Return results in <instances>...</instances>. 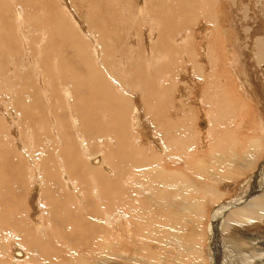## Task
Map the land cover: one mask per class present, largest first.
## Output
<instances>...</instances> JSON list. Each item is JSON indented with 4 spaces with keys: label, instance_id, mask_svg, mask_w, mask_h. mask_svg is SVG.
Instances as JSON below:
<instances>
[{
    "label": "bare ground",
    "instance_id": "obj_1",
    "mask_svg": "<svg viewBox=\"0 0 264 264\" xmlns=\"http://www.w3.org/2000/svg\"><path fill=\"white\" fill-rule=\"evenodd\" d=\"M7 1L11 2L7 3ZM52 1L0 0V21L2 23L8 22L10 15L19 20L24 13L17 9L19 6L22 7L21 5H32L36 8L38 5H46L48 10L45 12V7L42 9L44 11L42 14L49 15L48 18H52L55 22L50 28L47 27L49 34L46 35L48 36L46 49L57 53L52 65H50L48 56L43 62L44 66L40 65L39 57L33 63L35 74L39 77L40 87H50V90L46 92L44 88H41L42 92L37 91L38 89L34 86L37 82H32L29 85L32 90L31 93L29 92L30 103L20 100L17 105L15 104V112L24 117L25 124L31 133L29 134L30 143L33 148L35 147L34 135H32L34 125L38 124L40 128V124L45 123L50 132L56 135L55 138L47 135L46 139V146L51 147L49 151L52 152L46 155V161L52 164H48L51 167L49 168L46 161L42 162L43 160L41 163L44 164H40L33 157L26 159L34 168L27 167L24 182L23 173L21 175L17 171L19 166L15 165L17 160L22 161V158H25L23 154L14 151L18 156H15L13 160L2 157L6 162L15 161H11L14 165L8 163L3 167V170L10 171L9 174L0 175L2 212H0V233L3 239L6 242L9 240L14 247L13 257H11L14 261L8 264H26L29 259L31 262L35 259L38 264H58L55 257H58L61 251L66 254L69 252L70 255H75L77 252L78 256L70 257L71 259L69 258L66 262L60 260L62 263L59 264H119V260L126 261L128 264H134L135 261H142L144 264H159L162 259L166 260L169 257L168 252H162L160 258L157 256L154 258L153 251L149 250L152 243L165 250L179 249L176 256L179 260L174 262L177 258L169 259L170 264H206L205 253L207 260H211L212 264H264V244L252 241H264V237L261 236L264 233V186L258 188L254 184L255 174L260 165L262 170L260 178L263 179L258 182L264 181V167L262 166V163L264 164V77L257 67L254 79L248 77L249 74L245 72L248 70L245 67H249L246 63L248 57L243 52L244 50L241 52L243 60L234 59L229 54L227 49L230 50L232 43L229 40L228 29L225 27V17H223V6L224 9L227 8L226 4L222 0H139L138 4L133 0H119L122 1L127 14L139 9L137 18L134 16L135 18H131L128 24L122 22L125 24L123 29L133 31L130 46L125 43L124 47L130 50L132 54L130 58L134 61L126 62V71H131V74L127 72L123 74L130 75L127 77H131V84L142 80L148 83L145 89L146 94L143 95L145 97L143 109L145 108L149 122L153 124L152 127L150 122L151 128H154L155 132L154 137L148 134L151 142L147 147H154L156 150L153 155L149 156L148 151L147 155L140 154L141 149L136 148L135 145L140 138L137 131L143 130L139 120L136 122L138 130L134 131L133 136L130 134L135 125L133 121L136 120H130V102L111 87L105 78L106 75L104 76L105 72L95 67L91 56L77 49V45L83 47L81 42L86 38L83 41L77 38L76 30L74 31L70 26L71 23L53 10L56 6L49 10ZM11 3L12 9L10 8ZM258 11V16L264 17V4L259 5ZM70 18L69 20L73 22ZM23 20L25 16L21 20L22 25L18 26L19 32H22ZM200 20L208 26L209 44L208 46L207 44L202 45V55L198 58L197 45H194L195 41H193L198 39L194 36L196 33L193 30ZM105 21L107 22L108 18ZM95 22L98 23V20ZM31 24L36 29L35 22L32 21ZM98 24H95L96 29H100L105 37L112 35L111 29L109 31L107 29L111 28L110 26L104 30L106 25L101 27ZM42 30L45 31L44 28H41ZM87 30L89 31L88 28ZM149 30L151 34H148ZM142 31L145 32V36ZM13 34V32L8 33L6 41L10 42ZM98 39L94 38L96 56L106 51L105 43L104 46L101 45L104 38L101 42ZM257 43L258 40L255 43L258 65L263 67L264 48ZM23 44L25 47L29 45L26 35L23 36ZM117 44L121 46L120 41ZM209 45L211 51L209 50L208 55ZM237 45L242 46L241 43ZM223 49L225 73L221 74L220 71L223 70L220 69L217 72L215 69V60L219 62L217 55L221 56ZM166 56H169V59L165 61ZM182 66L186 67L185 73L195 83L196 92L193 102L197 103L200 108L205 106L207 108L203 110L206 112L205 116L197 120L200 126L207 130H205L206 136L204 135L206 138L200 140L203 142L198 141L196 148H194L190 133L183 132L177 124L179 119L175 116L178 111L182 112V106L178 107V102L181 104L183 98L186 100L190 97H181L184 88L181 86L178 92L175 86L177 78L182 84L179 73ZM116 71L113 73L115 76H117ZM259 71L261 80L258 78ZM44 74L49 76V81L43 78ZM227 74L237 81L236 87L242 93L244 103L238 106H236V97L230 96V91L226 93L228 83L231 84ZM235 80L233 82H236ZM254 80L259 82V86L255 85L256 87L251 88L250 84L256 83H253ZM165 81H167L165 87H160L159 85ZM42 98L47 102L46 112L42 108ZM91 98L95 101L94 110L93 105L79 103V101L87 102L89 99L91 102ZM78 104L81 107H78ZM249 104H255L254 108L261 111L257 113L258 123L256 125L258 126L251 125L248 117L241 114H247L252 107ZM7 109L8 107L5 106L4 110L7 111ZM215 111L218 112L217 117H223L219 124L215 123L216 119L211 120L212 117L210 118L211 112ZM6 117L9 120L8 116ZM22 125L26 126L23 123ZM14 127L18 142L15 150L23 152V143L17 137L21 133L20 125ZM41 130L45 132L44 128ZM92 140H95L96 144L91 145ZM205 140H207L206 144L213 143L211 157L209 156L210 164H205L204 158L192 159L196 151L199 152L200 146L203 145L201 149L205 147L207 149V145H204ZM73 141L76 147L71 144ZM0 142L4 143V141ZM235 147L239 150L235 151ZM96 150L99 151L98 154H93ZM185 151L188 152V167L192 163L193 174L202 180L198 181L203 182V186L196 185L194 181L197 179H193V176L190 178V174L188 176V173L185 174L181 170L165 167L164 162L167 159L176 160V156L182 157ZM176 152L178 154H175ZM105 159L108 164L104 163ZM169 162L176 164L175 161ZM241 176L248 178L238 183ZM32 184L39 186L34 192L37 200L40 199L41 194L45 196L41 199L45 210L39 206L36 199H34L36 206L28 209V212H25L22 203L19 208L18 203L26 191L25 185L31 186ZM239 184L251 189V194L247 197L246 194L241 196L238 191ZM228 191L233 192L234 196L225 197ZM9 200L17 201L14 208L8 203ZM202 200L207 201V204L204 205ZM208 206H211L210 215L205 210ZM207 214L209 216L208 249L207 251L204 249L203 253L200 234ZM25 215H28L27 219L31 224L24 223ZM66 225L68 229L70 226L71 230H66ZM188 225L192 228L191 234L193 231L190 238L187 237L190 236L189 234L186 233V237L184 235ZM257 227H260V230H255ZM49 229H51L50 232ZM254 235L258 237L252 239ZM45 238L48 241L50 239L54 241H52L54 246H51L49 250L45 248L48 243L43 241ZM129 251L136 256L131 257ZM1 252L3 254L2 249ZM6 260H2L1 263H7Z\"/></svg>",
    "mask_w": 264,
    "mask_h": 264
},
{
    "label": "rangeland",
    "instance_id": "obj_2",
    "mask_svg": "<svg viewBox=\"0 0 264 264\" xmlns=\"http://www.w3.org/2000/svg\"><path fill=\"white\" fill-rule=\"evenodd\" d=\"M54 1H55V3L58 6L54 3ZM110 1H112V2H110ZM133 1L135 3H137V4L139 2V0H133ZM10 2L11 1H7V3H10ZM52 2L53 3L49 5V10L53 9L56 6L55 7L56 9L54 8L53 10L57 11L61 18L64 17V20H66L67 22L69 21L71 23V24L70 23L69 24H70L71 28H73L74 31L76 30L75 32H76L77 38L79 40H82V41L86 38L83 41L84 43L81 42L83 44V47L80 46V45H77V49L81 50L82 52H85V54L87 56L90 55L91 59L93 61L92 63L95 65V67H97L98 69H101V70L103 69L102 70L103 73L105 72L104 76L106 75L105 78H106L107 82L111 85V87L120 96L125 97V99H127L130 102V105H129L130 106V110H131V118H130V120H135L136 119L135 121H133V123L135 125H134L132 133L130 132L131 136H133V133H134L135 130H138V126L136 125V122L138 120H139V122H141V124H142L141 128L143 129V130L139 129L137 131V133L139 134V135L138 134L137 135L140 138H138V140H137V142L135 144L137 146L136 148L141 149V153L140 154L147 155V153H148L149 156L153 155V153L156 152L155 148L154 147L149 148V146L147 147V145H149V142H151L149 135L154 137V132L155 131H154V128L153 129L151 128V125L153 127V124L150 121L151 122V125H150L149 119H148V117H147V115H146V113L144 111L145 108L143 109V107H145L144 106V102H143L145 97L143 95H144V93L146 94L145 89H147V85L146 84H148V83L145 80H142V81H137L136 84H131L130 83V78L131 77H129V78L127 77V76H130V75L123 74L124 72H127L126 71L127 70L126 69V64H127L126 62H129L131 60L130 56L132 55L130 53V50L125 49L126 47H124V44L126 43L127 45H129L132 42L130 40H132V37H133L132 36L133 31L129 30V29L126 30V28L123 29V26L126 23L128 24L129 23L128 21H131V18H135L134 16H136V18H137V16H139V9L135 10L136 12L134 10H132L131 12H129V14H127L126 13L127 10L123 8V5L121 3L122 1L120 2L119 0H80V1L79 0H53ZM222 2L226 4L227 8H225V9L226 10L228 9L227 11H225L224 6H223V17H225V20H224L225 27H226V29H228L227 33L229 34V37H230L229 40H231V43H232L231 46H230V50L227 49V48L226 49L229 51V54L231 55L232 58L240 59V60H243L242 59L243 57H241V55H242L241 52L244 50L243 52L246 53L247 57H248V61L245 58V61H247L246 63L249 64L248 68L245 67V69H248V70L245 71L247 75L249 74L248 77L250 76L249 78L254 79V72L256 70V67L259 68V70L261 71V75L264 77V73H263L264 72V64H263V67L258 65V58L256 56L257 51L255 50V45H256L255 43H256L257 40H258L257 45L261 44L262 47L264 48V45H263L264 44L263 43L264 42L263 41L264 40V23H263L264 22V17L263 16H260V17L258 16L259 15V11H258L259 5L264 4V0H222ZM11 6H12V3L10 5V8L12 9ZM21 6L22 7L19 6L17 9L19 11H23L24 12L22 14L23 17L21 16V18H20L21 20H22V18L24 19V16H25V20H23L24 26L22 27V30H21L22 32L18 31V26L22 25L21 24L22 21L20 19L19 20L18 19H14L10 15L9 16L10 19L7 20L8 22L2 23V21H0V35L1 36H3V35L5 36V37L4 36L3 37L0 36V65H1L0 66V103H1L0 104V130H2V132L0 131V141H4V143L0 142V145H1L0 146V150L2 152V153L0 152V175L4 176L6 173H8V174L10 173L9 170L8 171L6 169L3 170V167L6 164H8V163L14 165V163H11V161L14 159L15 156L16 157L18 156V155H16L14 153V151H15L16 153L23 154V156L25 157V158H22V161L17 160L18 163H16L17 161L16 162L12 161V162H15V165L19 166V168L21 166L23 167V168L21 167L22 169L18 168L17 171H19L21 173V175L23 173L24 177L23 176L22 177L24 178V182H25V176H27V167L28 166H32V164L28 163V160H26V159H29L30 157H33V158H35V160L39 161L40 164H44V163H41V161L43 160L42 162H45L47 160V156L46 155L49 152L52 153L51 151H49V150H51V147L46 146L47 135H50V136H52L54 138L56 137V135L54 133L50 132V129H48V126H45V123L40 124V128L38 127V124L34 125V127H33L34 128V133L32 135H34L33 144L35 145V147L33 148L32 144L30 143V135L29 134H31V133L29 132V129L27 128V125L25 124L24 117L20 116L18 114V112H15V107H16L17 103L20 100L23 101V102H29L30 103L29 92L31 93L32 90H31V88H29V85L32 82H35V81L37 82V84H34V86H36V88L38 89L37 91H40L41 88H44L46 92H48L50 90V87H40L41 85L38 82V78L39 77H38L37 74H35L36 72L34 71L33 63H34V61L39 59L40 65L44 66L45 64L43 62H44V60H46V58L48 56L49 61H50V65H52L51 63H52L53 59H55V55H57V53L53 52V51H47V49H46V46L48 44V42L46 43V41L48 39L47 38L48 36H46V35L49 34V31L47 30V27L50 28L52 26V24L54 25V23H55L52 20V18L51 19L48 18V17H50L49 15L47 16V14H45V15L42 14V11H43L42 9H45V7H46V9H45V12H46L48 10V7L46 5H41L42 7L38 5L37 8H36V6H32V5H30V6L21 5ZM135 6L137 7V5H135ZM101 7H102V9H101ZM117 8H119V9H117ZM35 9H37V10H35ZM63 9H64V11H63ZM106 9H107V11H106ZM61 11H62V14H61ZM225 12L226 13L228 12V13L226 14ZM106 14L107 15L109 14V16L107 17ZM110 14H112V15H110ZM43 16H45V17H43ZM70 16L72 18H70ZM69 18L73 22H71L69 20ZM106 18H108L107 22L105 21ZM34 19H36V20H34ZM96 20H98L99 24L95 22ZM32 21L35 22V24L37 25V26L35 25L37 30L35 29L34 25L31 24ZM116 21L119 22V23H117ZM104 22H105V24H104ZM122 22L125 23V24H123ZM100 23H102V24H100ZM4 24H6V26ZM95 24H98L101 27L106 25V26H104V30L108 29V31H109L111 29L110 33L112 35L111 36L107 35L108 37L107 36L105 37V35L102 34L100 29H98V28L96 29V25ZM31 26H33V28ZM108 26H110L111 28H109ZM41 28H44L45 31L44 30L41 31ZM87 28L89 29V31L87 30ZM9 29H11V30L9 31ZM94 29H96V30H94ZM7 31H9V32H7ZM113 31H116V32L114 33ZM210 31H211V29H210ZM11 32L14 33L12 35V37L14 39H12V37H11V41L8 42V41H6L7 38H8L7 36H8V33H11ZM147 32H148V34H151L150 30L147 31ZM193 32L196 33L194 36H196V39H198V40H193V41H195L194 45L195 44L197 45L196 52H197L198 58H200L201 55H202L201 52L203 50L202 45L207 44V46H208V44H209V39L207 37L208 36V26L206 25V23H204V21L200 20L198 23L195 24ZM254 34H256V35H254ZM25 35H26V38L28 39V43H29V45L27 47H25L24 44H23V36H25ZM143 35L145 36V32H143ZM98 37L100 39V42L102 41L101 39L104 38V40L101 43V45L104 46V43H105L104 47L106 48L105 49L106 51L105 52L102 51V53H100V56H98V55L96 56L95 55L96 50L94 49L96 47L94 38L97 40ZM240 37H241V39H240ZM220 38L223 39L222 37H220ZM56 40H57V38H56ZM117 40L121 42V46H119V44H117L118 43ZM85 41L86 42L89 41V42L86 43ZM11 43H12L13 46L11 45ZM238 43H241L242 46L238 47V45H237ZM6 44H7V46H6ZM87 44H89V45H87ZM135 48H137V46ZM209 50L211 51L210 45L208 47V55H209ZM27 51H28V53H27ZM230 51L232 53H230ZM47 53L48 54L50 53V54L46 55ZM234 53H236V54H234ZM224 54L225 53H224V49H223L222 53H221V56L219 55V57H218V55H217V58L219 59V62H217L215 60L216 58L214 59L215 62H216L215 69H217L216 70L217 72H219L220 69L223 70L224 67H225V66H223V64H225V63H223L224 62V58H225ZM205 55L207 57V53ZM32 57H33V59H32ZM239 57H241V58H239ZM166 58L167 59H165V61L169 59V56H166ZM131 61L134 62L133 60H131ZM131 61H130V63H132ZM109 64H111L110 67H109ZM106 66L108 68H110V69L112 68L113 70L111 71L108 68L106 69L105 68ZM115 71H116L115 74L117 76H115L113 74ZM186 71H187L186 67L182 66V70L179 72L180 73V78L182 79V84H180L181 83L180 79L177 78L178 81L176 82L175 86H176V89H177L178 92H179V89H180L181 86L184 88V92L182 93L181 97H185V96H187V97L190 96V97L186 98V100H184L185 98H183V101H181V104L178 102V107L181 108V106H182V108H181L182 112L178 111L177 114H175V116L178 117L179 123H177V124L183 130V132L188 131L190 133L191 138L194 141V148H196V147H198V146H196L197 142L206 138V137H204V135L206 136V131L207 130L202 128L200 126V124H199V121H197V120L202 118L203 115L205 116L206 112L203 111V110L204 109L207 110V108H206V106L200 108V106L199 107L197 106V103L193 102L194 101L193 97H194L195 92H196L195 87H194L195 83H194L193 79L192 78L190 79L189 75L187 73H185ZM232 71H233L232 73H234L233 69H232ZM260 71L258 72V78L261 80ZM120 73H121V76H120ZM127 73L131 74V71H128ZM182 73H183V75H182ZM220 73L224 74L225 71L224 70L220 71ZM228 76H229V79L231 80L232 86H231L230 83H228V86H227V89H226V93H228L230 91L229 95L232 96V97H236V99H235L237 101V105L236 106H238V104L240 105L242 102L244 103V100H242L243 99L242 98V93H240V89L239 88L237 89V87H236L237 81L232 78L233 80L236 81V82H233V80L230 78V75H228ZM232 77H233V75H232ZM43 78L44 79L46 78L45 80L50 79L49 76L45 75V74L43 75ZM119 78H123V79H119ZM255 79H257V78L255 77ZM166 82L167 81L163 82L159 86L160 87H162V86L165 87ZM253 83H255V84H252V83L250 84L251 88L256 87L255 85L259 86V82L257 80H254ZM24 89H26V91ZM231 91H233V92L231 93ZM236 91H237V93H235ZM26 92H27V94H26ZM41 92H42V90H41ZM238 93H240V94H238ZM41 97H42V95H41ZM240 97H241V99H240ZM42 100H43L42 101L43 102L42 108L44 109V112H46L47 111V104H46L47 102L43 98H42ZM263 101H264V99H263ZM91 102H90V99L87 102L79 101V103L81 105L82 104L93 105L92 108L94 110V106H95L94 99L91 98ZM169 105H171V104H169ZM249 105H251L252 107H250ZM249 105H246L247 107L251 108L247 112V114H244V113H241V114H243L244 116L248 117L247 119H249V123L251 125H253V124L256 125L258 123L257 113H261V111L260 110H256V108H254L255 104L254 105L253 104H249ZM5 106L8 107L7 111L4 110ZM78 107H81V106L79 105ZM140 107H141V109H140ZM244 109H245V107H244ZM183 110H185V112ZM215 112H211L210 118L212 117L211 120L212 119H216L215 123L219 124V121L223 117H220V116H219L220 118L217 117V115H218L217 113L218 112H216V113ZM6 116H8L9 120L7 119ZM19 116H20V118H19ZM168 116H169L170 119H172L170 117L171 116L170 114H168ZM224 120H225V118H224ZM130 122L132 123V121H130ZM22 123L24 125H26V126H23ZM46 123H48V121ZM184 123H186V124H184ZM18 124L20 125L19 128L21 130V133H19L17 135V137L20 139L21 143H23V146H22V150H24L23 152H21L19 150L17 152L15 150L18 142L16 141V137H15L16 135H15V129H14L15 127L14 126L15 125L17 126ZM29 125H30V123H29ZM47 125H49V124H47ZM256 126H258V125H256ZM42 128L45 129V132H43L41 130ZM185 128H187V129H185ZM214 128H216V126H214ZM5 129L7 130V132H3ZM193 129H194V131H193ZM197 130H199L201 133H199V131H197ZM141 131L143 133H145V134L143 135V133ZM260 132H262V131H260ZM198 138H200V139H198ZM91 142H92V144L90 143L91 145H94V143L96 144L95 140H92ZM200 142H203V141H200ZM137 143H139V145ZM206 143H207V140H205V143H204V145H207V149H205L206 147L201 149V147L203 146L201 144L202 146H200L199 152H197L198 151L197 150L196 153L193 155V158H192L193 160H195V158H196V160L204 158L205 164H207V163L210 164L211 161H210L209 156L211 157V152H212V148H213L211 145H213V143L211 145L206 144ZM5 144H6V146H5ZM71 144L74 145V141H73V143L71 142ZM74 146L76 147V145H74ZM142 148H144V149H142ZM169 148H171V147H169ZM52 149L55 150V147L52 146ZM36 150H38V151H36ZM237 150H239L238 147H237ZM237 150H236V147H235V151H237ZM143 151H144V153H143ZM190 151H192V150H190ZM35 152L37 154H34ZM98 152L99 151L96 150V152L93 153V154H96V153L98 154ZM170 152L173 153L172 149H170ZM185 152L182 154L183 155L182 157H180V155L176 156L177 157L176 160H173L172 158L167 159L164 162L165 167L167 166L168 168H172V169L175 168V169H178V171L181 170L185 174L188 173L187 174L188 176L190 174V176H189L190 178L193 176L192 178L195 179L196 176H194V174H193L192 163H191V165H189V167L187 165L188 164L187 163L188 162V160H187L188 159L187 158L188 152H186V153ZM31 153H32V156H31ZM39 153H41V154H39ZM175 154H178V153L176 152ZM2 157H6V158L8 157L9 159H12V160L10 162H6V161H4L5 158L3 159ZM83 160L85 161V159H83ZM169 161H175L176 164H172ZM3 162H6V163L4 164ZM20 163H22V164L20 165ZM45 163H47V161ZM104 163L108 164L106 159H105ZM189 163H190V161H189ZM48 164H49V162L47 163V165ZM49 165H52V164H49ZM262 166L264 167L263 163H262ZM32 167L34 168V166H32ZM50 167L51 166H49V168ZM188 169H189V171H188ZM261 175H262V170H261V165H260L259 170H257V172L255 174V183H254V184H256V186L258 188H260V187L262 188L264 186V181L261 182V183L258 182L260 179H263V178H260ZM247 176H243V177L241 176V179L238 180V183H241L242 181L246 180L248 178ZM196 179H195L196 181H194L195 184L196 185L200 184L201 186H203V182L202 183L200 182L202 180H200L198 178H196ZM198 180H200V181H198ZM230 184H234V183H230ZM25 186H26L25 187L26 188L25 193L27 195L25 193H23L24 195L21 196V201L18 203V206H19V208H21V203H22V206L24 207L23 209H25V212L26 211L28 212V209H32V208H34L36 206V204L34 203V199L37 200V198H36V195H35L34 192L39 186H36V185H33V184L31 186H29V185H25ZM5 187L6 186H4V188ZM238 191H239V194H241V196H244L246 194V197H247V196H249L251 194V189H247L242 184H239ZM226 195L227 196H225V197H227V198H231V197L234 196L233 192H230V191L226 192ZM44 197L45 196H43L41 194L40 195V199L37 200V201H38L39 206H41V208H44V210H45V206H44V204H43V202L41 200ZM233 199H236V198H233ZM16 202L17 201H12V200L8 201V203L10 204V206L12 208L15 207ZM28 202H29V204H27ZM202 202L204 203V205L207 204V201H205V200H202ZM3 204H4V202H3ZM210 207L208 206L205 209L208 214H209V211H210ZM0 212H1V208H0ZM184 212H185V210H184ZM14 213L15 212H13V214ZM18 213L19 212H17V214ZM184 214L186 215V212ZM208 214H207V217H205L204 220H203L204 225L202 224V230H201V234H200L203 253H204V249H205V251H207V249H208V247H207L208 246V243H207V239H208V237H207V228H208V218H209ZM28 215H25V217H24V223L25 224L27 222L29 224H31L30 220L27 219ZM188 227H190V226L188 225L185 228L186 231L184 232V235L187 233V234L190 235V236H187V237L190 238L193 235V231H192V234H191L190 231L192 230V228L191 227L188 228ZM69 229H70V226H69ZM69 229H68V225H66V230L69 231ZM255 230H260V227H257ZM32 231H33V235H34V229ZM50 231H51V229H49V232ZM186 235H185V237H186ZM256 237H258V236L254 235L252 239H256ZM25 239H27V238H25ZM7 241L8 242H6V240L3 239V237H2V235L0 233V243H1L0 244V264H2L1 263V262H3L2 260H6V259H7L6 260L7 263H5V264H8V262L12 263L14 261L13 258H11V257H13L12 254H13V248L14 247L12 246V244L9 243V240H7ZM40 241H42V240H40ZM43 241L44 242H48L45 245V248L48 249V250H49V248L51 246L52 247L54 246V245H52V244H54V243H52V241H53L52 239H50L48 241V239L45 238ZM252 241H254L256 243H263L264 244L263 240H252ZM31 242H33V240ZM50 243H51V245H50ZM1 249L3 250V254L1 252ZM149 250L151 252L153 251L152 254H153L154 258H156V256L158 258H160L162 252L163 253L166 252V251L168 252L167 256H169V257L166 260L162 259L161 260L162 263L160 262L159 264H170V260L169 259L177 258L176 256L179 253L178 252L179 251L178 248H169V249L165 250L164 248H161L159 245L154 244V243L151 244V247H149ZM163 250H165V251H163ZM34 252H35V250H34ZM82 252H83V250H82ZM76 253H75V255H70L69 252H67V254H66V253H63L61 251L59 253L58 257H55L58 262L56 260H53V261H56V263H58V264L62 263V262H66V261L69 260L70 257L71 258L77 257L78 255H76ZM129 254H130L131 257L132 256L133 257L136 256L132 251L131 252L129 251ZM4 255H8V256L6 257ZM206 255L207 254L205 253L204 254L205 258L204 259L206 260V264L207 263L208 264H212L211 260H209V261L207 260V256ZM1 258H3V259H1ZM58 258H59V260H58ZM176 260H179V258L174 259V262ZM32 261L34 263H36L35 259L32 260ZM119 261H120L119 264H128L126 261H122V260H119ZM33 262H31V259H29V261L26 262V264H32ZM141 262L142 261H135L134 264H144L143 262L142 263ZM245 262H247V261H245ZM23 264H25V263H23ZM36 264H38V263H36Z\"/></svg>",
    "mask_w": 264,
    "mask_h": 264
},
{
    "label": "crops",
    "instance_id": "obj_3",
    "mask_svg": "<svg viewBox=\"0 0 264 264\" xmlns=\"http://www.w3.org/2000/svg\"><path fill=\"white\" fill-rule=\"evenodd\" d=\"M262 237H264V234L261 235ZM253 238V237H252Z\"/></svg>",
    "mask_w": 264,
    "mask_h": 264
}]
</instances>
